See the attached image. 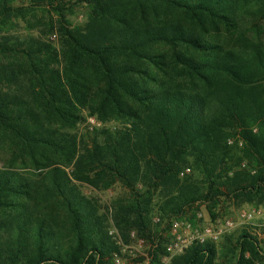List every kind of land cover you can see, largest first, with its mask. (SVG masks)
Returning <instances> with one entry per match:
<instances>
[{
  "label": "trees",
  "instance_id": "trees-1",
  "mask_svg": "<svg viewBox=\"0 0 264 264\" xmlns=\"http://www.w3.org/2000/svg\"><path fill=\"white\" fill-rule=\"evenodd\" d=\"M24 1L0 0V137L14 162L45 171L0 166V264H116L131 230L159 264L162 224L264 199V45L211 42L251 0ZM79 7L85 21L73 25ZM39 14L55 44L12 31ZM254 14L264 20V5ZM84 113L120 124L73 131ZM73 180L127 190L112 215L122 246ZM257 236L194 244L169 264H264Z\"/></svg>",
  "mask_w": 264,
  "mask_h": 264
},
{
  "label": "rangeland",
  "instance_id": "rangeland-1",
  "mask_svg": "<svg viewBox=\"0 0 264 264\" xmlns=\"http://www.w3.org/2000/svg\"><path fill=\"white\" fill-rule=\"evenodd\" d=\"M25 2L24 0H22ZM21 4V3H19ZM264 5V0H251V3L248 5V8L241 10L238 12L236 16L237 26L236 30L232 31L230 34L222 33L221 35H213L211 37V42L219 43L223 48L234 47L236 50H243V47L247 42L257 41L264 45V20H261L260 17L254 14L255 9ZM86 9L84 7L76 8L74 13L69 17L70 23L73 25L81 24L85 21L86 18ZM28 20V18H26ZM26 20V21H27ZM25 21V22H26ZM30 25L23 21H16L14 24V28L12 29L15 33L25 34L28 32L27 27H30L31 33L35 36H38L42 39L50 40L54 44L56 43V39L53 37L54 35H48L46 32V28L41 25L43 22L42 15H38L35 18H31ZM41 25V26H40ZM85 114V124L78 126L73 131H82L84 126L89 128H100L107 127L113 128L117 127L120 123L117 121H108L102 123L96 120L94 117L88 116ZM68 130V129H67ZM234 140V139H233ZM232 140V141H233ZM235 141V140H234ZM240 147V146H239ZM15 148H10V143L8 139L0 137V166L2 164L8 166L12 165V170L26 175L28 177L37 175L39 173H43L45 170L43 168H35L29 162H22L20 160L14 162L15 159ZM69 174H71V167L66 169ZM74 184L79 188L82 194L89 199L93 205L98 209L99 215H102L103 218H106L108 230L114 226V220L112 218L113 215V207L119 203H125L128 200V192L126 189L121 187L119 184L113 185L111 188L107 190H100L94 186H92L89 182L73 180ZM264 206V199H256L251 203H233L229 201H221L219 205L215 209H213V213L215 215L214 218L211 217L208 212V208L205 205H198L194 207L192 210L186 211V216L183 218L188 220L191 218V221L194 225L200 227L203 224H209L211 228L220 233V237L217 241L211 242L217 247L222 242V239L225 235H237L242 229H251L254 227H248L246 224H242V213L249 212L253 209H258L259 207ZM194 215V216H193ZM200 216L198 218L197 216ZM153 218H158V214L154 211L151 215ZM151 219V223H152ZM160 223V222H159ZM157 224H153V230L157 229L154 227ZM165 223L162 224L157 232L161 234L163 238L164 246H167L170 243V232L169 226L162 232V229H165ZM116 229V228H115ZM117 230V229H116ZM118 231V230H117ZM255 232L257 233L258 241L261 242V247L264 253V227L255 228ZM131 233L134 234V238H131ZM121 241H125L122 235L118 232ZM137 239H140L135 230H131L128 240L129 241L125 245H120L123 247L121 251L120 258H117L119 264L126 263L129 260H143L146 262L141 264H148V254L147 248L144 243L143 246H139L137 243ZM167 254L163 255L159 259V264H169L167 259ZM117 264V263H116Z\"/></svg>",
  "mask_w": 264,
  "mask_h": 264
},
{
  "label": "built area",
  "instance_id": "built-area-1",
  "mask_svg": "<svg viewBox=\"0 0 264 264\" xmlns=\"http://www.w3.org/2000/svg\"><path fill=\"white\" fill-rule=\"evenodd\" d=\"M228 144H233L232 139L228 141ZM241 146V142L238 143ZM189 172L188 169L184 173ZM253 173V172H252ZM183 174V173H182ZM181 174V175H182ZM200 218V216H197ZM242 224H246L248 227L260 228L264 227V206L258 209H253L249 212H243ZM153 224L159 223V218L152 219ZM170 243L165 246L167 252L168 263L170 260L180 254L194 244L203 245L205 243L215 242L219 239L220 233L214 231L208 224H203L200 227L194 225L193 222L184 219H174L169 224ZM108 235L118 244L122 245V241L118 234V231L112 227L108 230ZM131 238H134V234L131 233ZM144 239H137L138 245L141 247L144 245ZM119 264V261L116 260Z\"/></svg>",
  "mask_w": 264,
  "mask_h": 264
}]
</instances>
